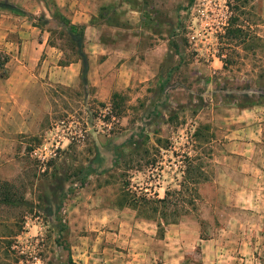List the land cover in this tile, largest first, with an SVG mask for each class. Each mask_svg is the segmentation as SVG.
I'll return each instance as SVG.
<instances>
[{
	"label": "rangeland",
	"instance_id": "rangeland-1",
	"mask_svg": "<svg viewBox=\"0 0 264 264\" xmlns=\"http://www.w3.org/2000/svg\"><path fill=\"white\" fill-rule=\"evenodd\" d=\"M129 1L140 22L129 25L136 53L123 73L136 79L127 85V75L118 90L103 82L99 92L88 74L76 86L53 81L44 54L10 63L0 53V148L16 171L0 178L9 188L6 201L0 195V264H264V0ZM1 3L21 8L25 15L0 10L62 51L53 66L78 60L48 0ZM231 15L250 38H225ZM25 111L36 131H4ZM219 155L223 197L209 188ZM179 190L169 200L185 213L171 206L179 221L161 229V209L145 219L129 206Z\"/></svg>",
	"mask_w": 264,
	"mask_h": 264
},
{
	"label": "crops",
	"instance_id": "crops-1",
	"mask_svg": "<svg viewBox=\"0 0 264 264\" xmlns=\"http://www.w3.org/2000/svg\"><path fill=\"white\" fill-rule=\"evenodd\" d=\"M49 6H52V12L57 14L60 18L67 19L70 24L77 26H84L83 36V52L85 53L89 62L88 82L98 88L99 92L105 90V82L110 86H106V90H118L123 87V82L127 85L136 77H131L126 72L127 64L131 63V57L136 53L135 47H131V40L133 37L128 33H132L129 25L136 26L140 22L139 11L129 0H48ZM110 14L116 19V23L110 22ZM55 17H52V19ZM16 17L12 14H6L4 10H0V53L6 52L10 56V63L15 61L25 62L31 56L36 61L44 54V74L48 75L53 81H58L63 85L76 86L78 78H80L81 61H72L64 67L53 66L56 59L62 57V51L54 45L47 43L48 38L39 40L37 37V28L29 27L23 29L22 22L13 23ZM128 31V32H126ZM125 33L123 34L120 33ZM127 33V34H126ZM112 36V41H107V37ZM47 39V40H46ZM119 65V67H117ZM135 61L131 64L135 67ZM56 68H63L65 74L56 78ZM12 69V68H11ZM29 69V68H28ZM112 69L113 72H109ZM68 71H73L74 76L69 79ZM12 72V71H11ZM14 72V71H13ZM11 73L10 78L14 73ZM109 72V73H108ZM125 75V76H124ZM102 77V79H101ZM126 77L125 79H123ZM9 78V80H10ZM103 78H106L103 81ZM104 82V83H103ZM24 82L20 84L18 89V98L21 100L27 99L28 87L24 86ZM12 88V87H11ZM14 91H10L14 93ZM1 106V103H0ZM17 123L16 129H11L4 125V131L8 133H32L36 131V121L33 123L26 122L25 117H29L31 121V114L21 112V115H15ZM2 116L0 112V131L3 130ZM6 135V134H5ZM2 136L6 137L7 136ZM11 137V136H10ZM9 139H12L10 138ZM7 154L0 148V178L7 179L15 172L13 170L12 158L6 163ZM219 169L218 178L209 184V188L213 191V195L218 193L221 197L226 192V184L224 183V174L226 169L222 166L225 163L224 155H219ZM221 164V165H220ZM258 170L261 169L258 167ZM234 174H238L237 169L233 170ZM224 200V198H223ZM222 203H224L222 201ZM207 219H214V214H207Z\"/></svg>",
	"mask_w": 264,
	"mask_h": 264
},
{
	"label": "trees",
	"instance_id": "trees-1",
	"mask_svg": "<svg viewBox=\"0 0 264 264\" xmlns=\"http://www.w3.org/2000/svg\"><path fill=\"white\" fill-rule=\"evenodd\" d=\"M193 1L194 0H188V4L191 5ZM0 8L12 11L14 14H17V15H25V12L21 8L15 5L9 4V3H1ZM237 9L238 8H236L235 10ZM61 19H62V27L66 30L67 34L71 38L75 39L77 42V47L79 49L78 59L81 61L80 80L83 83H86L87 82L86 75L88 72V60H87L85 53L83 52V46L81 44L83 42L85 27L70 24V22L65 18H61ZM236 21L237 19L234 18V16L231 15L229 17L228 26L225 28V32H224L225 38L238 39V40L239 39L241 40V38L245 39L246 37L250 38V34L248 33H245L244 35H242L244 31L242 30V28H240L239 26L235 24ZM259 40L261 39L259 38ZM7 62H8V57L4 56L2 58V61H0V67L5 66ZM6 75H7L6 71H4L3 73H0L1 78H3ZM88 169L89 168H87V170ZM7 185L8 184L6 182H0V195L2 196L4 201L8 199V195H9V188ZM180 193H181L180 190L174 191V192L167 191L165 192V195L163 198L155 199V200L151 198H147L145 195L139 196L138 198H133L129 206L132 207L134 210H137L139 213H141V215H144L145 219H156V215L158 214V211H160L161 209L162 210L161 211L162 221L160 220L161 222H157L158 223L157 226L159 227V229H161L160 228L161 224L162 225L176 224L179 221L180 216L184 215L185 209L183 208V205L182 204L179 205L178 203H172L169 200L170 195L180 194ZM193 194L195 196L194 199L199 197L196 189H194ZM171 206L175 207L174 210L176 212H180L179 214L180 216L178 217L169 216V214H167V211ZM69 264H73L70 259H69Z\"/></svg>",
	"mask_w": 264,
	"mask_h": 264
}]
</instances>
